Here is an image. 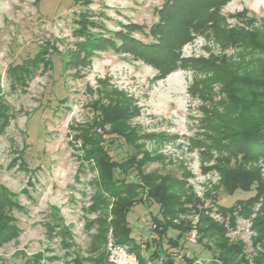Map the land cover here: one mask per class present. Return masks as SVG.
Listing matches in <instances>:
<instances>
[{
  "label": "rangeland",
  "instance_id": "1",
  "mask_svg": "<svg viewBox=\"0 0 264 264\" xmlns=\"http://www.w3.org/2000/svg\"><path fill=\"white\" fill-rule=\"evenodd\" d=\"M83 2L0 0V184L20 206L14 212L20 233L0 247V264L102 263L113 233L110 227L99 233L93 223L106 219L112 202L91 209L102 185L100 153L116 162L131 157L141 174L183 185L174 193L184 198L185 211L172 222L190 231L177 239L168 228L159 258L151 237L152 218L161 220L157 206L137 202L128 212L142 264H162L164 252L174 264L179 256L181 264H221L213 257L214 239L197 232L198 216L224 224L223 238L241 243L247 258L256 255L259 204L236 220L219 206L254 194L229 195L247 174L264 189V157L237 161L208 142L237 128L228 98L238 88L230 86L232 76L243 80L264 71V0L200 7L193 24L173 35L165 25L170 0ZM83 32L105 38L121 32L141 45L153 43L167 57L122 48L116 37L113 47L85 51ZM116 123L132 147L115 138ZM136 173L116 171L115 177L131 182ZM136 195L144 197V189Z\"/></svg>",
  "mask_w": 264,
  "mask_h": 264
},
{
  "label": "trees",
  "instance_id": "2",
  "mask_svg": "<svg viewBox=\"0 0 264 264\" xmlns=\"http://www.w3.org/2000/svg\"><path fill=\"white\" fill-rule=\"evenodd\" d=\"M77 1L82 5H86L83 0ZM170 1L172 6L168 9L169 22L165 25L167 31L171 32L169 34L173 35L185 29L187 24H193L195 17L197 18L199 16L200 7L204 9H206V6H208V8H213L217 5V2L218 4H223L227 0ZM84 14L85 12H82L81 16ZM89 23L92 24L94 22L90 21ZM160 25L161 24H158L157 26L156 24L158 28H160ZM85 35L86 41L81 44L85 51L97 46L113 47V45H115L114 43H116L113 37H116L121 41L120 45H122V48H128L129 50L140 48L142 53H147L146 55L151 54L160 60H166L167 57V55H160V47H153V43L145 46L141 45L133 42L131 38H128L125 34H121V32H116L113 36L108 38H105V36L100 33H85ZM156 37L159 39L160 35ZM248 38L249 36H245L241 38L240 41H244ZM86 42L88 45H85ZM78 53L79 52L76 50L73 57L74 59H80L75 56V54ZM74 61L77 62V60ZM24 67L25 65L21 68H17V70H21ZM232 77L230 86L235 85L241 88L235 90L231 88L232 91L230 92V97H228L231 108L235 112L232 120L237 128L226 130L222 137L220 136L218 138L215 136V139L208 142V145L215 152L232 153L237 161L240 158H246L245 160L250 161L256 160L259 157H264V71L262 74L253 75L251 78H243V80H241L239 76ZM113 113L114 112H110L111 115ZM119 127V123H116L113 127V132H116L118 135H116L115 138L122 136L125 141L124 144L132 147L133 144L131 139L127 138L125 135L126 132L121 131ZM92 150H94L96 155V148ZM91 159L94 160V158ZM95 159L99 168V181L102 185H100V192L92 199L93 206L91 209L95 211L97 208H100L102 204L112 202L110 204V211L106 214L107 220H97L93 223H97L99 233L102 234L105 232V228L110 227L115 241L119 244L128 245L130 250L136 254L139 264L143 263V258L138 253L140 244L133 242V238L130 236L131 229L127 223V214L137 202H153L158 208L161 220L152 218L151 227L152 233L154 234L152 242L158 245L153 254L158 258V248L162 246L161 242L168 228L171 227L176 230L177 239L183 238V236L190 231V228L185 227L183 224L178 225L172 222L176 215L184 213L185 211L181 208L185 203L182 201L184 198L174 193L175 190L183 186L180 184L179 180H175L169 176L143 175L139 171L140 166H130L132 162L131 157H128L125 161L116 162L107 155L100 153L98 158L95 157ZM103 163H107L108 166L102 168ZM129 169L137 172L138 179L136 181L126 182L124 179L115 177L116 171L120 174H125ZM259 184L260 180L251 178L250 174L243 176L241 180H237L231 185L229 195L233 194L236 190L246 192L254 191V194L247 199L237 200L232 206H219L224 213L226 212L227 215L232 216V218L236 220L252 214L253 212L251 209H253L256 204H259V211L255 213V223L252 228L257 232L258 238L256 239V244L259 245L261 249L256 255L247 258L241 243H229L223 238L225 232L224 224H218L215 221L209 220V218L201 219L200 216H198L196 224L197 232L202 235L203 238L210 237L214 239L212 244L216 249V253L213 257L215 256L216 260L221 264H264V189L261 188ZM142 189H144V197L137 198V192ZM13 195L14 194L8 192L5 187L0 184V247L17 237L20 233L16 223L17 220L14 216V212L20 211L18 210L20 206L13 200ZM167 243L173 247L177 246L176 240L168 239ZM207 249L209 250V248ZM175 259L176 258L169 252H164L162 264H174ZM101 264H106V255Z\"/></svg>",
  "mask_w": 264,
  "mask_h": 264
},
{
  "label": "built area",
  "instance_id": "3",
  "mask_svg": "<svg viewBox=\"0 0 264 264\" xmlns=\"http://www.w3.org/2000/svg\"><path fill=\"white\" fill-rule=\"evenodd\" d=\"M177 259L181 264V257ZM106 264H139V260L128 245L117 243L113 234L109 233L106 238Z\"/></svg>",
  "mask_w": 264,
  "mask_h": 264
},
{
  "label": "crops",
  "instance_id": "4",
  "mask_svg": "<svg viewBox=\"0 0 264 264\" xmlns=\"http://www.w3.org/2000/svg\"><path fill=\"white\" fill-rule=\"evenodd\" d=\"M151 237H153V236H151ZM134 240V239H133Z\"/></svg>",
  "mask_w": 264,
  "mask_h": 264
}]
</instances>
